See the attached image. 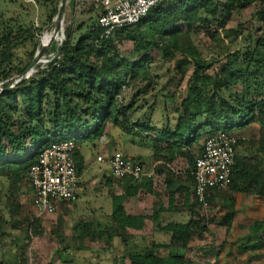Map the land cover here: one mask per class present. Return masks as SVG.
Segmentation results:
<instances>
[{
  "label": "trees",
  "instance_id": "obj_1",
  "mask_svg": "<svg viewBox=\"0 0 264 264\" xmlns=\"http://www.w3.org/2000/svg\"><path fill=\"white\" fill-rule=\"evenodd\" d=\"M0 1V6L15 3ZM33 1L44 5L49 2ZM245 12L250 19L229 28L232 19ZM88 13L96 14L89 21L68 26L59 55L36 66L26 78L22 74L40 48L38 37L43 26L35 27L17 15L5 19L0 11V86H11L0 95V178L11 187L8 200L25 182L27 192L32 193L26 177L29 169L50 145L63 141L76 146L73 157L79 188L84 162L78 149L100 143L115 129L128 136L131 145L150 147L153 163H163L155 166L154 172L164 175L166 207L153 194L151 179L118 181L121 192L115 193L111 177L100 178L97 185L103 187L111 206L108 222L97 223V227L82 224L78 234L65 243L67 238L58 220L55 237L60 247L56 254L66 257L87 250L79 244L75 247L77 241L87 239L105 243L96 255H111L113 264H196L183 252L194 239L201 240L210 233L209 225L214 220L206 218L192 199L189 202L192 191L190 194L182 186L175 188V174L166 165L175 167L178 162L192 171L206 139L221 133L234 134L257 123L261 128L257 141L235 147V152L244 148L247 156L239 158L235 154L228 187L213 190L221 197L225 211L218 224L224 227L225 234L229 232L237 194L264 200V0H166L138 24L107 38L102 36L100 14L93 4ZM56 15V7L47 10L45 26L51 25ZM197 32L204 33L211 49L218 48V53L208 60L202 50L205 46L194 40ZM225 39L239 42L232 51L221 50L219 42ZM124 42L131 43L132 51L143 56L136 61L122 58L117 47ZM152 51L160 56L161 63L173 62L167 71L174 76L163 89L168 91L167 87L176 81L170 98L179 99L172 104L174 124H163L161 128L151 122L155 103L147 107L142 118L133 119L142 107L136 104L142 101L140 97L150 84L129 101L123 98L133 85L142 81L155 83L157 76L151 75ZM182 83L184 96L177 92ZM134 161L139 163L140 157ZM147 193L157 199L152 214L129 213L127 201L145 200L142 194ZM206 199L209 203L207 196ZM179 200L189 220L164 222L163 218L177 211ZM39 226V220H32L26 233L33 229L32 236L41 237ZM130 232L139 234L138 242ZM236 251L246 255L244 264H264V221L252 224L248 235L237 242Z\"/></svg>",
  "mask_w": 264,
  "mask_h": 264
},
{
  "label": "rangeland",
  "instance_id": "obj_2",
  "mask_svg": "<svg viewBox=\"0 0 264 264\" xmlns=\"http://www.w3.org/2000/svg\"><path fill=\"white\" fill-rule=\"evenodd\" d=\"M13 1H15V3H12L10 6L5 4L0 6V11L3 12V18L6 19L17 15L34 24L35 27L43 26L38 41L41 43L42 37H45L46 42L43 44L45 45L44 53L38 56V65L40 66L45 65L51 60L53 55H55L59 41L64 39V30L68 26H76L81 22L89 21V18H93L97 13H88L92 4L89 0H68L64 4L59 24L57 26L55 25V17L53 20L54 24L52 23L51 25L45 26L44 16L46 11L50 10L52 6L58 9L59 0H48L49 2L47 5H44L43 2L37 4L33 0ZM249 19L250 15L248 12H245L241 14L239 18L234 17L229 24V28L234 29L238 23L247 22ZM194 40L205 46L202 50L204 51V58L206 60L218 53V48L211 49L209 47V40L203 32H197ZM238 42L239 40L231 41V39H225L219 42V48L221 50L228 49L232 51ZM117 49L119 55L129 61H136L144 54H135L129 42H124L119 45ZM151 55L154 61L153 65H151V75L157 76L155 83L153 84V81L150 83H148V81H142L139 84L133 85L126 90L123 98L126 102L129 101L137 92L144 89L147 84H150L147 88V92L140 97L142 101L139 100L136 104V106L142 107L138 113H135L133 119L142 118L143 113L147 112V107L155 103V111L152 114L151 122L152 125L157 128L166 122L173 123L176 119V115L173 112L174 106L172 104H174L177 96L173 99L174 101L170 98L174 93L176 81L167 87L168 91H164L163 87L165 82L171 76H174L173 72L167 71L168 66L173 65V62L169 65L161 63L160 56H158L156 52L152 51ZM33 71L34 69L30 73H33ZM0 88L2 87L0 86ZM177 92L182 96L185 95L184 83L179 86ZM178 100L179 99H177V101ZM114 132L116 133H113L112 140L108 143L106 141H109L111 135L105 138L102 143L84 146L82 153L85 158V164L83 173L80 176L78 198L72 203L57 202L56 211L51 215L44 214L35 209L32 193L27 192L29 187L26 182L24 187L21 190H17L13 194V198L8 200L11 187L9 183L0 178V262L3 264H16V261H20L24 264H113L111 255H96L98 248L104 247L105 243L91 242L87 239L75 243V247L79 244L87 250L75 252L71 254V256H58L56 252L60 244L55 236L58 234L57 222L60 219L62 223L61 230H63V234L67 238L65 243L70 241L69 239L71 236L78 234L82 224L92 223L93 227H97V223L108 222L111 209L110 201L105 197L103 187L97 184L100 178H104L105 180V178H108L109 174L106 165L97 163L96 158L98 156L104 157L106 151L110 150L112 146L119 147L122 144H124V146H129L128 137H123L122 139L117 135L118 131L114 129ZM242 132L249 141L253 140L256 142L260 137L261 128L257 123H254ZM127 149L129 150L130 148ZM130 151L132 152V150ZM135 152L138 153L142 161L144 159L149 163L148 160L150 159L147 155L149 153L148 149L137 147ZM139 163L142 164V162ZM141 166H145V163L143 162ZM118 187V181L112 179V190L115 193L118 191ZM16 204L18 205L17 207ZM149 207L148 202L138 198L129 199L126 204V209L129 213H139L140 210L148 211ZM10 210H12V212ZM223 215L224 210L210 206L208 212L209 219H213L214 221L220 220ZM257 218L258 221H264V217L257 216ZM32 220H39V227L42 231L41 237H33V229H29L28 234L26 233L27 224ZM212 230L214 236L218 235L216 228ZM26 236L30 239L25 240L24 238ZM133 236H135L136 239L139 238L138 233L133 232ZM138 241L139 239H137V242ZM113 244L116 247L118 246L116 240L113 241ZM115 253L119 255V251Z\"/></svg>",
  "mask_w": 264,
  "mask_h": 264
},
{
  "label": "built area",
  "instance_id": "obj_3",
  "mask_svg": "<svg viewBox=\"0 0 264 264\" xmlns=\"http://www.w3.org/2000/svg\"><path fill=\"white\" fill-rule=\"evenodd\" d=\"M165 1L90 0L99 11L98 25L104 38L112 36L122 28L138 24L152 8ZM56 57L53 55L51 60ZM104 140L105 138H101L100 143ZM246 141L244 135L236 133H221L205 140L202 153L195 160L191 171V199L206 218L210 209L207 193L213 190L223 191L228 187L231 169L235 163V147ZM75 151L76 146L71 141L52 144L29 169L26 177L37 211L51 215L56 211L57 202L76 201L79 188L73 157ZM96 162L106 165L109 176L115 181L129 179L140 182L155 179L153 171H147L139 163L121 155L98 156Z\"/></svg>",
  "mask_w": 264,
  "mask_h": 264
},
{
  "label": "crops",
  "instance_id": "obj_4",
  "mask_svg": "<svg viewBox=\"0 0 264 264\" xmlns=\"http://www.w3.org/2000/svg\"><path fill=\"white\" fill-rule=\"evenodd\" d=\"M175 122V121H174ZM173 123L166 122L165 124L173 125ZM164 124V125H165ZM161 126L157 128H161ZM117 131V130H115ZM114 130L111 131V137L107 143L112 140ZM120 138L123 139L121 133L117 132ZM238 135H244L242 131L236 132ZM144 138V137H143ZM129 140V137H128ZM247 141H249L247 139ZM84 146L78 149L79 155L82 157L83 162L85 161L84 155L82 153ZM127 148H130L129 150ZM137 147L130 144L129 146L122 144L119 147L110 148L106 151L104 156H109L112 154L121 155L132 160H135L137 157H140L138 153L135 152ZM134 149V150H133ZM145 149V148H144ZM132 150V152L130 151ZM149 153L148 158L149 163L144 159H140V162L145 163L143 168L147 171H153L155 179L153 181V194L157 195L159 202L166 207V198L167 195L164 191V175L157 174L154 172V167L158 165H163L162 162L153 163L151 159V150L148 148ZM236 156L239 158L247 156L244 148H238L235 152ZM85 164V162H84ZM167 168H170L174 172L175 176V188L179 189L182 186L183 190L189 191L191 194L192 191V180H191V168L188 165H183L182 163H176L175 167H170L166 165ZM190 176V177H189ZM117 193H120V185L117 188ZM145 196V201L149 204L148 211H141L139 213L132 212L133 215H151L154 207V203L157 201L156 197L147 194H142ZM189 202L191 201V196H189ZM207 198L210 200V206L218 207L222 209L221 204L222 200L219 195H216L214 191H209L207 193ZM235 215L231 222L229 232L225 234V229L219 225L220 220L214 221L209 225L210 233L205 235L201 240L194 239L187 246L186 250L183 252L185 257L193 260L196 264H244L246 260V255L238 254L236 251V244L239 240L248 235L249 230L252 224L255 221H258V217H264V200L256 198L253 195L247 194H237L235 197ZM225 199V198H224ZM223 210V209H222ZM225 212V211H224ZM164 222L174 221L185 223L189 220V213L185 207H182V202L179 200L177 205V211L163 218ZM217 229L218 235L214 236L212 229ZM133 234V232H130ZM218 238H217V237ZM235 238V239H234ZM191 249V250H190ZM258 264V263H255Z\"/></svg>",
  "mask_w": 264,
  "mask_h": 264
},
{
  "label": "water",
  "instance_id": "obj_5",
  "mask_svg": "<svg viewBox=\"0 0 264 264\" xmlns=\"http://www.w3.org/2000/svg\"><path fill=\"white\" fill-rule=\"evenodd\" d=\"M65 2H66V0H59V7H58V9H57V15H56V18H55V21H54V23H55L56 26L59 24L60 19H61V17H62V11H63V7H64ZM54 23H53V24H54ZM62 44H63V40H60V41H59L58 50H56L55 56H58V55H59V53H60V49H61V47H62ZM44 48H45V45L40 44V48H39V50L36 52V54L34 55V58H33L32 62L30 63V65L28 66V68L25 70V72L22 74L23 77H24V76L26 77L27 74L29 75V73H30L33 69H35V67L39 64V62H38V56L41 55V53H42V51L44 50ZM10 88H11V86L8 85L6 88L1 89V90H0V95H1L3 92L8 91Z\"/></svg>",
  "mask_w": 264,
  "mask_h": 264
},
{
  "label": "bare ground",
  "instance_id": "obj_6",
  "mask_svg": "<svg viewBox=\"0 0 264 264\" xmlns=\"http://www.w3.org/2000/svg\"><path fill=\"white\" fill-rule=\"evenodd\" d=\"M66 1H68V0H66ZM63 22V21H62ZM46 42V39H45V37H42V42H41V44H44Z\"/></svg>",
  "mask_w": 264,
  "mask_h": 264
}]
</instances>
